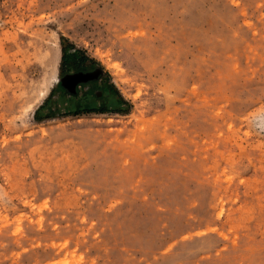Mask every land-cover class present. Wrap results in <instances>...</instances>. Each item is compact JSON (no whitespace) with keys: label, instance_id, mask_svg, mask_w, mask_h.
<instances>
[{"label":"rangeland","instance_id":"obj_1","mask_svg":"<svg viewBox=\"0 0 264 264\" xmlns=\"http://www.w3.org/2000/svg\"><path fill=\"white\" fill-rule=\"evenodd\" d=\"M0 264H264V0H0Z\"/></svg>","mask_w":264,"mask_h":264},{"label":"trees","instance_id":"obj_2","mask_svg":"<svg viewBox=\"0 0 264 264\" xmlns=\"http://www.w3.org/2000/svg\"><path fill=\"white\" fill-rule=\"evenodd\" d=\"M60 63L58 74L60 77L71 75L74 73H90L96 70V67H99L98 61L87 54V52L80 47H77L73 42L64 36H60ZM105 88L108 92V96L111 98L112 102L116 107L108 108L107 105L102 107H96L95 105H79L76 104L75 107L67 108L63 113L64 116H76L87 113H106L117 112V113H128L130 109V103L122 97L117 88L113 83H108L105 85ZM54 89H51L49 95L44 100L43 104L36 110L35 119L42 120L44 118L52 117L54 111L46 112L42 116H38L39 110L46 108L50 99L52 98Z\"/></svg>","mask_w":264,"mask_h":264}]
</instances>
